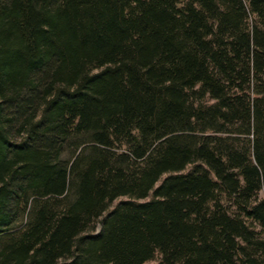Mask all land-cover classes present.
<instances>
[{
    "label": "trees",
    "instance_id": "obj_1",
    "mask_svg": "<svg viewBox=\"0 0 264 264\" xmlns=\"http://www.w3.org/2000/svg\"><path fill=\"white\" fill-rule=\"evenodd\" d=\"M251 15L264 0H0V264H264Z\"/></svg>",
    "mask_w": 264,
    "mask_h": 264
},
{
    "label": "rangeland",
    "instance_id": "obj_2",
    "mask_svg": "<svg viewBox=\"0 0 264 264\" xmlns=\"http://www.w3.org/2000/svg\"><path fill=\"white\" fill-rule=\"evenodd\" d=\"M250 20L252 23H257L262 29H264V20H258L254 19V16L251 15ZM249 20V21H250ZM250 24V22H249ZM239 95H244L247 99L248 92L245 90L242 93H239ZM249 100V97H248ZM229 129L234 130L232 132H227V133H217L219 136L220 135H229L230 136V141L234 143L235 147L239 150H242L246 152L248 158H250L252 161L253 159V135L247 134L244 131L243 127H239L238 125H234L230 127ZM189 168V166L187 167ZM259 196H264V189H260L258 192ZM145 264H160V257L158 254L155 255L154 258L151 260L147 261Z\"/></svg>",
    "mask_w": 264,
    "mask_h": 264
}]
</instances>
